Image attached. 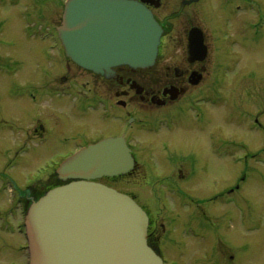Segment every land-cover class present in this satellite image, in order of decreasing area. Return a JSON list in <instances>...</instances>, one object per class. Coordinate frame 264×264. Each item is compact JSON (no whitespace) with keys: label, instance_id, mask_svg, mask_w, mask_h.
I'll return each instance as SVG.
<instances>
[{"label":"rangeland","instance_id":"1","mask_svg":"<svg viewBox=\"0 0 264 264\" xmlns=\"http://www.w3.org/2000/svg\"><path fill=\"white\" fill-rule=\"evenodd\" d=\"M173 1L177 5L181 2ZM258 1L264 4V0ZM60 2L0 0V264H28L29 253L24 232L25 210L24 205L19 204L21 193L34 187L39 190L41 186L46 185L56 168L69 159L77 148L109 134L108 132L113 130L111 124L115 122L110 115L100 111L82 113L78 102L55 100L56 103L53 104L54 99L41 98L42 102L33 105L27 96L13 95L22 92L26 84L36 91H41L44 85L57 83L63 76L70 77V80L76 79L80 84L79 90H90L86 92L85 97L88 96L87 93L95 91L94 89L102 88L97 87V82L93 81L92 77L62 62L64 57L56 52V47L59 48L57 29H54L55 25L53 27L51 23H60V7L63 6ZM205 5L208 15L207 1ZM174 10L176 7L170 1L160 16H168L167 13ZM211 16L201 24L211 42L209 61L204 64L208 71L207 81L216 73L219 60L226 58L233 66L229 79L232 82L226 90L228 100L219 108L207 105L205 107L208 116L214 118L215 123L206 125L199 136L190 132L194 129V125H191L192 127L180 128L172 133L165 131L156 136L142 134L139 138L142 145L150 141L152 147L156 146L158 161L154 165L159 167L156 168V174H171L176 170L173 173L175 175L178 168H187L193 154L198 159L193 157L194 162L201 163L206 168L210 167V170L199 176L205 181L199 183L200 186H180L183 191L194 197H201L202 200H199L204 202L200 203L201 214L206 212L207 218L200 220L197 217L199 208L195 204L199 200L195 199L194 202L187 201L188 211H195L194 214L188 215L187 220L195 221L191 226L196 231L204 227L206 240L202 242L192 236L191 231L185 230L183 235H186L182 239L178 237V233L173 237L160 228L159 241L163 249L166 247L168 254L178 251L172 245L181 248L182 252L179 250L181 254L177 257L180 264H264V131L252 129L254 118L259 117L264 124V35L254 39L251 29L245 31V26L242 28L238 21L234 22L236 24L227 30L230 31L232 41H223L232 42V47L228 48L227 53L231 54L227 57L225 53L219 54L224 48L219 39L220 31L218 32L216 26L215 11ZM246 18L245 23L254 21L250 14L246 15ZM48 21L51 23H46ZM176 24L179 26L181 22ZM183 45L185 42L179 43L178 47ZM217 57L219 59H216ZM164 59L167 62V58ZM181 63L185 70L190 69L183 59ZM166 78V75L160 76L158 85H162ZM241 78L245 79L240 83L242 85L238 86L237 81ZM121 90L119 88V91ZM135 108L129 104L126 111L133 112ZM247 116L251 119H247ZM41 120L50 132L48 137L47 133L42 137H47L46 141H42L39 134L33 133L39 124L42 125ZM181 132L194 136V141L181 138ZM210 133L236 142L234 156L224 159L231 154L224 153L222 160L216 159L210 149ZM179 138V142L185 143L183 149L176 152L162 147V141L169 143L178 141ZM24 148L26 149L23 150ZM180 154H183V162H177L180 165L176 168L171 161L175 155ZM247 154H250L248 161ZM159 157L162 159L159 160ZM146 159H150L148 154L144 156V160ZM146 167L143 163L142 172ZM224 168L236 171L233 180L222 172ZM195 169L199 171L198 166ZM8 177L13 179L14 184L9 182ZM160 178L161 176L156 179ZM156 179L154 181L152 177H147L144 181H138L135 177V181L133 178L127 182L109 184H114L111 187L121 193L138 198L145 192L147 195H142L139 201L149 206V210L154 214V211L160 212L157 203L163 206L158 200L160 187L155 184ZM208 181L210 183L206 186ZM231 187L238 188L237 197L229 192L233 189ZM221 191L226 192V200L221 201L225 203L213 211L207 201L214 193ZM231 199L233 200L230 201ZM225 213L230 217L227 218L229 221L226 223V231L222 217ZM158 223L168 228L165 218L158 216ZM162 258L165 259L166 255L162 254Z\"/></svg>","mask_w":264,"mask_h":264},{"label":"flooded vegetation","instance_id":"2","mask_svg":"<svg viewBox=\"0 0 264 264\" xmlns=\"http://www.w3.org/2000/svg\"><path fill=\"white\" fill-rule=\"evenodd\" d=\"M138 1L145 4L146 7L154 13L155 18L164 29V36L161 41L159 55L154 66L144 69H134L128 66H120L112 69L108 75L104 76L87 72L76 66L65 57L62 62L68 64L69 67L72 65L80 72L92 77L93 81L95 80L97 82V87L100 86L103 90L94 89L95 91L87 93L88 96L85 97L86 92L90 90H79L80 84L77 83L76 79L72 78V80H70V77L63 76L57 83H47L44 85L41 91H36L31 85L26 84L22 92L12 94L22 97L27 96V99H30L32 102L31 104L33 105L42 102L41 98L45 100L54 99L52 101L54 102L53 104L56 103L55 100L59 102H78L80 104L81 112L84 114L100 111L112 117V120L115 121L111 124L113 130L109 131V134L99 137L93 142H88V140H86V143L88 142L87 144L89 145L106 138L124 137L126 139L136 160V168L132 173L123 177L112 178L109 182H127V180H131L133 178L135 181V177L138 181H144L147 177H152L155 181L156 178L161 176V178L156 179L157 182H155V184L160 187L158 200L161 204L163 203V206L159 205L160 203H157L158 210L160 211H158L159 213L154 211V214H152V211L148 208L149 206L147 207L139 201L142 195H147L145 192L141 193L140 198L130 194L129 195L138 202L149 217V245L161 258L162 254L166 255L165 259L162 258L164 264H180L177 257L180 256V251L182 252L181 248L177 245H172L175 246L178 251L174 248L177 252L168 254L169 252L165 250L166 247L165 249L161 247L159 233L161 230L167 231L172 234L171 236L173 237L177 236L178 233V237L181 239L186 235H183L186 223H189L187 225H192L195 222L194 220L188 221V215L194 214L195 211H188V207L185 206V201L189 200L194 202L195 199L199 200L201 197H194L189 194V192L186 193L180 186L186 184L200 186L199 183L205 181H203L202 177L199 176L210 170V167L206 168L201 165V163L197 164L194 162V158L197 159V157L193 154L194 158L191 157L189 159V165H187V168H178L175 175L173 173L176 170L171 174H156V168H159L155 166L158 161L156 156V146L153 145L152 147L150 141L148 144L145 143L142 145L139 138L142 134H151L152 136H156L157 134H161L165 131L172 133L180 128H189L192 127L191 125H194V127H192L194 129H191L190 132H194L199 136L202 133L201 130L205 129L206 125L215 123L214 118L208 116V112L205 110V107L207 105L209 107L214 106L219 108L228 100L226 90L232 82L229 79L230 74L233 72V66L231 61L226 60V58L219 60L216 67V73L207 81L208 71L207 68L204 67V64L209 61L211 54V42L205 29L201 28V24L205 19H210L211 13L215 11V18L217 21L216 26L218 32L220 31V41L223 42L231 40L232 37H230V31L227 30L233 24H236L234 22L238 21L237 23L242 28L245 26V29L247 28L245 31L250 29L253 31L252 28L256 25L254 24L256 20H264V4H261L258 0H256L258 3L257 5L251 3L253 0H196L194 2H192L193 0H181L179 5H177L173 0ZM157 1H160V4L157 3ZM170 1L172 2V5L176 7V10L172 12L170 11L171 13H167L168 16L161 17L160 13H163L165 5ZM206 1L208 4V15L205 5ZM158 4L160 6L157 7ZM255 7H257L256 10ZM249 14L254 18V21L245 23L247 19L246 15ZM211 17L214 19L213 16ZM178 22H181V25L177 26L178 24L176 23ZM201 31L202 34L199 35V38L202 37L204 39V46L208 49V55L204 58L202 49L199 50L196 56L192 58L190 54V39L192 38L194 32ZM258 32L259 34L261 32V36L264 35V29H259ZM243 37L244 35H242V38ZM182 42H185V45L178 47L179 43ZM222 45L224 49L219 54L225 53L228 57L229 54H231H227L229 52L228 48L232 47V42H223ZM56 52L59 56H62L60 47H56ZM164 58H167V62ZM182 59L184 64H187L190 69L185 70L181 67L183 66L181 63ZM216 59L219 58L217 57ZM66 71L67 70H65V72ZM165 75L169 78V80L166 78V81L159 86L157 83L158 79H160V76ZM244 79L245 78H241L237 81L238 86L242 85L240 83H242ZM119 88L122 90L119 91ZM129 104L136 107L133 112L126 111ZM40 118L45 119L43 117ZM246 118L249 120L251 119L249 116ZM41 123L42 125L39 124L33 133L39 134L42 141H46L50 132H48L46 127H44V121L41 120ZM253 128H257L259 131H264V124H262L259 117L252 120V129ZM45 133H47V137L42 138ZM181 134L184 133L181 132ZM193 137L194 136L188 138V140L191 139L194 141ZM179 140L181 139L179 138L178 141H171L169 142L170 144L166 143V141H162V147L166 150L172 149L177 152L185 146V143L179 142ZM208 140H210L212 155L216 159L222 160L224 153H231L229 157H225L224 159H230V157L234 156L235 153H233V151L235 144L237 146L236 142L220 138L216 133H210ZM197 146L198 144L195 145L194 148ZM19 149L20 148H18V150ZM25 149L26 148L23 150ZM262 153L264 154V147L262 148ZM147 154L150 159L144 160V156ZM247 156L248 161L250 154H247ZM181 157H183V154H180V156L175 155L171 161L176 168L177 165H180L177 164V162H183ZM161 159L162 158L159 157V160ZM143 163H145L147 167L144 169L145 171L143 170L142 172ZM183 166L185 167V165ZM197 166L199 167V171L195 169ZM212 170L215 174H217L214 169ZM145 175H147V177H144ZM8 178L13 181L11 177ZM199 178H201V180H199ZM233 178H235V176ZM55 182L57 183L56 178L50 180L49 185H53ZM58 183L61 184L59 181ZM110 185L114 186V184ZM194 186L188 187L194 188ZM35 189L37 188H31L24 193V208H27L39 195L46 191L47 184L43 187L41 186L39 190ZM222 193V191L214 193L209 197L207 202H209L213 211H215L218 207H221L222 204L218 202V198L221 197ZM175 199L177 201H173ZM147 202H149V200ZM200 203L204 202L199 200L195 206L199 208L200 213L197 214V217L200 220H203L206 219L207 216L206 212L201 214ZM158 216L167 220L168 228L164 224L160 225L158 223ZM222 217L224 218L223 221L225 220V230L227 227L226 223L229 221L228 219L230 217L227 213H225ZM203 231L204 227L202 226L198 231H191L193 235H189H192L203 242L206 240L205 231Z\"/></svg>","mask_w":264,"mask_h":264},{"label":"water","instance_id":"3","mask_svg":"<svg viewBox=\"0 0 264 264\" xmlns=\"http://www.w3.org/2000/svg\"><path fill=\"white\" fill-rule=\"evenodd\" d=\"M79 67L108 75L114 67L152 66L162 29L137 1L69 0L58 29ZM124 139L83 149L57 170L56 187L26 216L30 264H163L148 245L149 219L130 197L95 180L132 171Z\"/></svg>","mask_w":264,"mask_h":264},{"label":"bare ground","instance_id":"4","mask_svg":"<svg viewBox=\"0 0 264 264\" xmlns=\"http://www.w3.org/2000/svg\"><path fill=\"white\" fill-rule=\"evenodd\" d=\"M157 3H159L160 4V1H157ZM157 5V7L158 6H160V5ZM153 17H154V19L157 21V19L155 18V16L153 15ZM196 33V35H201L202 34V31L201 32H195ZM196 42H201V43H204V39L202 38V37H200V40H198V39H196ZM62 47H64L63 45H62ZM65 48V47H64ZM208 50V49H207ZM220 120H222V118H221V116H220ZM181 135V134H180ZM181 138H183V137H185V138H190V137H192V136H186L185 134H182L181 136H180ZM184 138V139H185ZM222 169H223V165H222ZM221 169V170H222ZM225 170L224 171H222V172H225L228 176H229V178L230 179H232L233 177H234V175L236 174V171H233V170H228L227 168H224ZM209 183H210V181H208V182H206L205 184H206V186H208L209 185Z\"/></svg>","mask_w":264,"mask_h":264},{"label":"trees","instance_id":"5","mask_svg":"<svg viewBox=\"0 0 264 264\" xmlns=\"http://www.w3.org/2000/svg\"><path fill=\"white\" fill-rule=\"evenodd\" d=\"M59 185H60V184L58 183V180H57V183L55 182V184H53V185H49V186H47V187H48V190H50V189L55 188V187H57V186H59ZM48 190H47V191H48ZM45 193H46V192H44V193H42L41 195H39V196L36 198V200H38V199H40L42 196H44Z\"/></svg>","mask_w":264,"mask_h":264}]
</instances>
